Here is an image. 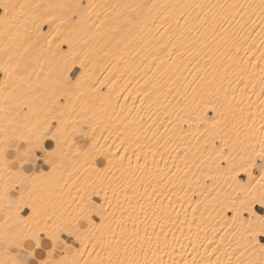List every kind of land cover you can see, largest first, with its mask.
Instances as JSON below:
<instances>
[{"label": "snow or ice", "instance_id": "obj_1", "mask_svg": "<svg viewBox=\"0 0 264 264\" xmlns=\"http://www.w3.org/2000/svg\"><path fill=\"white\" fill-rule=\"evenodd\" d=\"M129 64L152 73L124 97L136 113L157 76L179 88L161 93L166 124L130 108L113 136L97 105L128 90L115 84ZM73 161L97 181L58 214ZM177 187L180 210L164 195ZM0 264H264V0H0Z\"/></svg>", "mask_w": 264, "mask_h": 264}, {"label": "bare ground", "instance_id": "obj_2", "mask_svg": "<svg viewBox=\"0 0 264 264\" xmlns=\"http://www.w3.org/2000/svg\"><path fill=\"white\" fill-rule=\"evenodd\" d=\"M95 2H103V0H95ZM162 2H168V0H162ZM189 2H191V0H189ZM203 2L205 3H216L217 0H203ZM220 2H224V0H220ZM227 2L231 3V2H236V0H227ZM238 2L240 3H245L248 2V0H238ZM237 19H239V17H237ZM44 31H47V28H44ZM104 63V62H102ZM114 63V62H113ZM137 65L139 64V60H136L135 62ZM128 67L131 68V70L127 73V75H125L123 78L121 79H117L116 84H115V89L116 91H119L121 88H124L127 86L128 90L125 92L120 93V98L119 100H117L116 98V92H113L111 99L110 100H106L104 102V104H98L97 108H103L106 109L107 111V115L112 117V131H113V136L115 134V130L119 124V120H123L125 117H128V110L130 108L133 109L132 111V115L139 121L140 117L142 116L143 119V125L144 128H147V126L149 124H155L156 126H159L161 121H164L165 124L167 123V118L164 115L163 112V108L161 107L162 105L166 104L168 102V100H172V103L175 104V100L169 96L167 98V100L165 99L164 95H162L161 93H165L167 92V88L168 87H176L179 88V83L177 84H173L172 80H169L167 76L161 78L160 76H157L154 80L153 83L148 85L149 89H153V94L150 97L149 100H146L145 102V106H144V110L140 111L139 113H136L135 108H133V99L130 98L128 100H125L124 97L131 95V97H136L138 92H142L143 90H145L144 88V81L146 79H152V73L149 69V67L147 66V64L145 65H141L139 67H132L131 64L128 65ZM125 71V65H120L119 66V71H116L115 69L113 70L114 74H110L108 72H101V71H97L96 72V76H98L101 80H103L105 78V76H110L112 79H115L116 77H119L120 74L122 72ZM179 75V73L177 74ZM184 75H187V73H184ZM95 78V77H94ZM93 78V79H94ZM173 79H175L173 77ZM190 79V77H189ZM131 80V84H128V81ZM168 81L167 84L165 85V81ZM181 81H183V76L181 77ZM160 85H164L161 89H160V93H157L154 88L156 86H160ZM109 91V88L107 86L104 87L103 89V93L107 94ZM181 91H183L181 89ZM157 97H159V99H157ZM152 103L153 107L151 109L148 108V104ZM123 105L124 106V111L121 113L120 112V106ZM140 105V101L139 99H135V106L139 107ZM115 109V112H114ZM169 111H171V107H169ZM117 117H119V120L117 119ZM131 118V117H128ZM108 123V120L106 117H104L103 119V123H100L99 127L96 130V136H100L101 135V129L104 128L105 124ZM122 127V125H119ZM87 131H90V129H86ZM160 131H163V129L161 128ZM193 131H195V129H193ZM177 134L179 135V130H177ZM104 136H108L109 132L108 131H104L103 132ZM148 136H151V133H148ZM143 139V138H142ZM111 140H108L107 143H111ZM145 143H151L150 140L148 141H144ZM179 142V141H177ZM185 143H187V141H185ZM100 144L103 145L105 144V141L103 139L100 140ZM195 144V140L192 139L191 140V144H188V147L191 148L192 145ZM99 147V145H98ZM171 155L173 157H176V153L172 152ZM102 158V157H100ZM149 159H151V157H149ZM157 159H159V156H157ZM172 163V160L169 159V164ZM176 163L179 164V166L181 167V169L184 168V165L180 163L179 159H176ZM73 165H75V167H73ZM66 167L68 168V172H73L74 174L72 175V177L68 180V183L74 184L75 182V186L72 187L70 190L67 188H64L62 190V195H61V202L63 203V207H59L57 206L56 211L57 213H67V212H75L76 211V204L79 202L80 200V195H82L83 193L81 192L80 195L77 194L76 188L77 187H82L86 184H93L94 182L97 181V176L91 172V169H89L88 171H85V168H87L88 166H85V168H80L79 164H76V162H71L69 164L66 165ZM161 167H163V164H161ZM79 169V171H76V169ZM46 170V169H43ZM113 171L116 172V169L113 168ZM195 169H192L189 172V176H191V173L194 172ZM117 175H119V173L117 172ZM197 175H199V173H197ZM65 178H67L68 173L65 172L64 173ZM77 177H79V180L77 181ZM60 185H63V180L60 181ZM55 186V185H54ZM90 190V189H89ZM71 192V195H68V192ZM142 191V190H141ZM149 191H151L149 189ZM41 195V193L37 192L35 194V197L38 198ZM164 195L166 196H170L171 197V202L174 205V207L177 210H180V204L183 202L185 207H188L186 201H184L182 198L184 197V193L183 191H181L179 189V187H177L176 189L172 190V191H165ZM73 197H75V202H73ZM97 199H103V193H101L100 197H98ZM31 202V201H30ZM168 200L165 199L164 203L168 204ZM44 206L46 208L51 207L52 204H58L57 200L55 198H52L51 200H45L44 202ZM37 206L39 207V202L37 203ZM22 216L26 215V214H21ZM175 215V213H173V216ZM188 217L191 218V209L189 208V211L187 213ZM197 217H199L200 213L197 212ZM205 215H207V213H205ZM214 215V214H213ZM185 213L183 211L180 212V219H184ZM210 223H215V220H210ZM219 225H217L218 227ZM25 232L26 236L31 237L32 232L29 231L30 228L33 227V222H29L27 225H22L21 226ZM181 229L183 231V234H181ZM166 231L168 229H165ZM172 231H174L176 233V236L178 238V244L177 247H179V244H184V245H188V240L185 239V236H187L188 233V228L187 225H180L177 224L175 227L172 228ZM193 234L195 233L196 229L195 227H193ZM169 239H171V236H169ZM42 240L43 241H49V237L45 234L42 236ZM71 243V241H70ZM225 244H227V241H225ZM44 252H45V256L47 255V248H43ZM42 250V251H43ZM190 251V249H189Z\"/></svg>", "mask_w": 264, "mask_h": 264}, {"label": "crops", "instance_id": "obj_3", "mask_svg": "<svg viewBox=\"0 0 264 264\" xmlns=\"http://www.w3.org/2000/svg\"><path fill=\"white\" fill-rule=\"evenodd\" d=\"M46 28V27H45ZM21 214H25L24 212H22ZM43 250V249H42ZM43 254H45L44 250H43ZM39 257H37V260L39 261Z\"/></svg>", "mask_w": 264, "mask_h": 264}]
</instances>
